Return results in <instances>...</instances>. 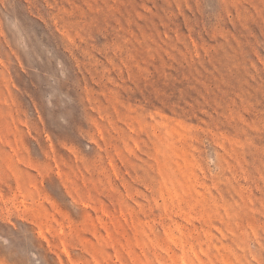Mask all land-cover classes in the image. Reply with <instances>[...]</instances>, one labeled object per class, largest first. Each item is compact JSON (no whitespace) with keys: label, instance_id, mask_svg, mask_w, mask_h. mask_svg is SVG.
Returning <instances> with one entry per match:
<instances>
[{"label":"rangeland","instance_id":"obj_1","mask_svg":"<svg viewBox=\"0 0 264 264\" xmlns=\"http://www.w3.org/2000/svg\"><path fill=\"white\" fill-rule=\"evenodd\" d=\"M0 264H264V0H0Z\"/></svg>","mask_w":264,"mask_h":264}]
</instances>
